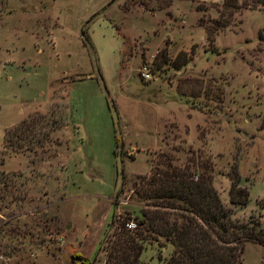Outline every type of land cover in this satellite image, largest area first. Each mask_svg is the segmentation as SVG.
I'll list each match as a JSON object with an SVG mask.
<instances>
[{"label":"rangeland","instance_id":"1","mask_svg":"<svg viewBox=\"0 0 264 264\" xmlns=\"http://www.w3.org/2000/svg\"><path fill=\"white\" fill-rule=\"evenodd\" d=\"M263 27L264 8L222 0H0V264H103L170 171L207 176L231 223L264 226ZM30 119L46 140L5 149ZM156 235L141 264L170 252ZM241 259L264 264V246Z\"/></svg>","mask_w":264,"mask_h":264},{"label":"trees","instance_id":"2","mask_svg":"<svg viewBox=\"0 0 264 264\" xmlns=\"http://www.w3.org/2000/svg\"><path fill=\"white\" fill-rule=\"evenodd\" d=\"M222 5L231 10L242 5L264 8V0H222ZM257 36L264 40V27ZM83 40L88 45L84 37ZM35 126V119H30L20 122L17 128L6 129L4 148L15 152L21 147L20 150H27V144L32 141L40 146L46 135L34 134ZM30 138L34 139L30 141ZM116 141L113 137L114 145ZM160 176V179L157 177L159 184L151 188L152 196L163 200L154 205L160 209L140 210L141 218L135 219L132 229L124 227L127 222H122L104 248L103 264H141L138 262L141 242L148 233L157 234L156 238L164 239L171 248L161 264H241L245 242L264 246V226L258 221L231 223L230 207L219 203L207 176H200L197 181L189 179L185 172L170 171ZM154 180L148 177L146 185ZM247 194L245 188L237 185L236 178H230L227 197L232 206L245 204ZM11 200L14 199L11 197ZM73 259L84 264L78 253L69 255L70 263Z\"/></svg>","mask_w":264,"mask_h":264},{"label":"built area","instance_id":"3","mask_svg":"<svg viewBox=\"0 0 264 264\" xmlns=\"http://www.w3.org/2000/svg\"><path fill=\"white\" fill-rule=\"evenodd\" d=\"M141 76H142L144 79L149 78V77H148V74H147V70L145 69V67L142 69ZM125 227H126L127 229H132V228L134 227V224L131 223V222H127V223L125 224Z\"/></svg>","mask_w":264,"mask_h":264}]
</instances>
